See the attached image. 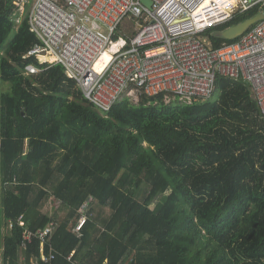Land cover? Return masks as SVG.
Instances as JSON below:
<instances>
[{"label": "trees", "instance_id": "1", "mask_svg": "<svg viewBox=\"0 0 264 264\" xmlns=\"http://www.w3.org/2000/svg\"><path fill=\"white\" fill-rule=\"evenodd\" d=\"M28 8L17 22L13 0H0V153L7 185L5 264L40 256L22 246L51 221L55 264H264V120L250 85L220 76L215 98L191 104L142 94L102 112L66 69L39 64L40 40ZM209 28L212 36L258 13ZM146 186L158 194L147 202ZM144 192V194H142ZM81 236L75 230L87 202ZM23 257L25 260L23 261Z\"/></svg>", "mask_w": 264, "mask_h": 264}, {"label": "built area", "instance_id": "2", "mask_svg": "<svg viewBox=\"0 0 264 264\" xmlns=\"http://www.w3.org/2000/svg\"><path fill=\"white\" fill-rule=\"evenodd\" d=\"M35 0L29 24L40 43L25 55L39 64L26 66V74L60 64L81 88L84 97L102 112H108L124 97L163 95L169 103L178 99L191 104L212 98L220 76L247 82L264 120V19L251 26L239 39L213 47L204 32L230 22L253 9L264 12V0ZM30 0H13L21 14ZM135 23L129 36L125 21ZM19 22V21H18ZM118 49L111 53L113 44ZM111 53L99 69L98 61ZM85 202L75 230L87 222ZM22 246L41 241L40 256L29 264H55L52 238L57 224L51 221L36 232L25 226ZM10 228L13 223L9 222ZM75 251L68 256L72 264ZM25 257H23V261ZM28 264V262H24Z\"/></svg>", "mask_w": 264, "mask_h": 264}, {"label": "rangeland", "instance_id": "3", "mask_svg": "<svg viewBox=\"0 0 264 264\" xmlns=\"http://www.w3.org/2000/svg\"><path fill=\"white\" fill-rule=\"evenodd\" d=\"M34 1L35 0H30V2L26 5V10L28 8H31L32 7ZM14 7L16 9L15 10L16 15L19 14V16L16 18V20L18 22V21H20L21 17L24 14L22 15L21 12L19 11V9L16 6H14ZM124 27L126 28V32H127V34L129 36H131L132 34H134L136 32L135 23L131 19H128L127 21H125ZM10 91H11V83H9V82H2L0 80V102H1L2 95L4 93L10 92ZM213 97L215 98V95ZM172 100H174V99H172ZM131 101L134 104H137L138 103V101H137V99L135 97H131ZM146 188H147L146 189L147 190L146 191V196L148 195L147 196V199H146V202H147V204L150 207L154 208L155 205H156V203L158 202V194H157V192L154 189L152 190V189L148 188L147 186H146ZM142 194H144V192H142Z\"/></svg>", "mask_w": 264, "mask_h": 264}, {"label": "water", "instance_id": "4", "mask_svg": "<svg viewBox=\"0 0 264 264\" xmlns=\"http://www.w3.org/2000/svg\"><path fill=\"white\" fill-rule=\"evenodd\" d=\"M146 6L151 7V0H141ZM264 19V12H259L256 15L249 17L237 24L229 26L223 30H213L212 36L216 38H223L232 40L243 35L251 26H253L259 20Z\"/></svg>", "mask_w": 264, "mask_h": 264}, {"label": "crops", "instance_id": "5", "mask_svg": "<svg viewBox=\"0 0 264 264\" xmlns=\"http://www.w3.org/2000/svg\"><path fill=\"white\" fill-rule=\"evenodd\" d=\"M2 156L0 153V264H5L3 251H4V241L7 234H9L11 228L9 225L8 220L4 216V201L5 195L7 191V185L3 181V174H2Z\"/></svg>", "mask_w": 264, "mask_h": 264}, {"label": "bare ground", "instance_id": "6", "mask_svg": "<svg viewBox=\"0 0 264 264\" xmlns=\"http://www.w3.org/2000/svg\"><path fill=\"white\" fill-rule=\"evenodd\" d=\"M117 49H118V44L115 43V44L112 45L110 51H111V53H113V52H115ZM111 53H110V52H109V53H106V54L103 55V57L98 61L97 66H98L99 69H101V68L105 65V63H106V62L108 61V59L110 58Z\"/></svg>", "mask_w": 264, "mask_h": 264}]
</instances>
